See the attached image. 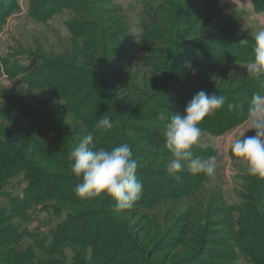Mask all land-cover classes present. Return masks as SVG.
<instances>
[{"label":"trees","instance_id":"trees-1","mask_svg":"<svg viewBox=\"0 0 264 264\" xmlns=\"http://www.w3.org/2000/svg\"><path fill=\"white\" fill-rule=\"evenodd\" d=\"M10 1L11 6L7 13L0 15V28L4 25L6 15L16 9V0ZM64 1L66 0H30L28 16L45 22L60 12L73 14L78 19L75 18L68 25L71 39L75 37L76 27L83 29L84 34L87 29L93 32L98 27L96 37L87 44L92 48H100V59L94 61V55L89 60L91 65L83 67L86 81L78 89L75 86L76 81L70 77V73L76 74L69 62H61L60 65L52 62L48 65L43 60L23 80L32 82L31 88H47L53 92V96L61 101L62 112L58 113L65 112L69 115V120L66 124L53 122L54 113L49 114L47 110H29V127L20 128V133L23 137H28L31 150L24 149L23 146L20 153L18 148L9 149L0 143V196H6L3 198L7 201L0 208V264H66L64 251L69 247L73 248L71 264H211L208 262L210 259L221 264L226 261L231 263V252L230 255H225L226 258L211 252L212 247H218L210 242L216 227L220 231L227 230L222 235L225 240L222 239L224 246L221 245V249L230 247L235 259L241 255L249 264H264V179H254V190L248 196L241 195L242 203L236 210V220L231 215L232 208H227L222 198L217 195L210 198L207 208L202 203L196 207L198 213H206L212 220V224L208 226L207 222L202 226L192 224V208L186 204L187 208L179 215L173 213V208L166 211L162 216V227L157 226V230H154L155 226L152 221L147 220L144 210L161 201L156 196L158 187L159 190L167 188L162 180L169 177L164 170L169 153L164 146L161 129L173 115L168 110L175 109L172 101H177V96L170 100L168 91L171 88L181 89L184 92L183 100L189 102L193 95L189 94L192 92L195 95L204 90L217 95L232 89L236 84H230L228 75L215 77V69L206 67V64H216L211 59L204 60L203 65L197 64L187 70H179L181 66L175 60V53L173 59V49L170 51L169 47L175 45L173 41L177 35L178 40L181 39L180 46L189 47L202 39H214L213 36H217L216 31L220 28L225 31L224 27L214 26L194 17L197 16V10L184 0L192 15L188 22H178L179 27L175 29L178 4L184 2L161 0L167 6H173L170 11L174 14H171L172 18H156L154 22L153 14L167 13L169 8L161 11L160 7L152 6L149 9L151 18L148 17L147 26L143 29L145 37H142L143 47L139 52L142 59H138L139 63L132 59L133 63H137L136 68L140 65L145 67L141 85H136L134 82H127L126 76L131 71L130 63L123 65L117 61L113 66L109 64V59L125 55L122 48L116 50L115 46L126 41L125 37L128 35L126 29L118 30L115 26L116 20L110 16L114 0H71L70 6L64 5ZM256 1L264 7V0ZM60 3L63 5L58 6ZM193 4H197V8L201 6L198 2ZM84 15L93 21L81 18ZM158 22H164L162 27H157ZM184 29L186 34L183 33ZM170 36H174V39ZM252 48L253 46L240 42L238 51L242 54L233 55V60L238 58L236 62L247 64L253 57ZM169 53L170 68L166 66V56ZM201 68L203 69L200 70ZM106 74L107 78L103 81V75ZM258 90L259 87L257 88L254 81L245 90L249 92L237 94L238 100L230 95V100L243 104L246 110L248 104L243 103L246 95L252 96ZM162 100V106L147 109L151 104ZM8 101L15 108L22 106L15 103L17 100ZM221 111L219 110L220 121L213 128V132L221 133L244 120V113L239 109L224 115ZM176 113L181 114V111ZM4 115L5 113L0 112V118L6 120ZM103 115L111 117L113 127L101 133L95 128V124ZM37 128L46 136H38ZM88 133L94 135V143L98 140L97 146L111 148L124 142L131 145L133 158L138 162L136 174L146 176L151 181L149 186H143L142 192L150 196V199L156 196L153 199L155 201L144 198L137 202L134 209L118 213L111 198L81 200L76 196L74 189L80 181L70 172L68 154L74 144ZM193 177L196 185L206 180L202 174ZM17 178L18 183L24 185L22 193L11 195L6 191L8 188L17 189L13 183ZM196 185L183 188L181 195L186 196ZM173 196L165 194L162 200H170ZM41 213L52 216L64 213L65 218L46 235L30 232L25 226L26 223L33 215ZM32 218L35 219V216ZM177 226L182 229L178 240L173 234V229ZM211 227L215 230H210ZM25 237L32 241L30 247H22Z\"/></svg>","mask_w":264,"mask_h":264},{"label":"rangeland","instance_id":"rangeland-1","mask_svg":"<svg viewBox=\"0 0 264 264\" xmlns=\"http://www.w3.org/2000/svg\"><path fill=\"white\" fill-rule=\"evenodd\" d=\"M29 1L30 0H16V9L6 15L7 18L5 19L4 25L0 28V112L5 113L4 119H6L3 120V118H0V143L6 148L9 147V149L12 147L18 148L19 152L23 146L24 149L31 150L28 146V143L31 144L28 137H23L20 133V128L29 127V110H47L49 114L54 113L52 115L53 122H62L66 124L69 120V115L65 112L64 114L58 113L62 112L60 108L61 101L59 98L53 96V92L48 91L49 89L47 88H31L32 82L23 81L29 77V72L37 69L43 60L46 62L45 64L48 65H51L52 62L59 65L61 62H69L73 66L75 70L74 73L76 74L70 73V77L73 81H76L75 86L78 89V87L83 85V81H86V78L83 76V67L85 65H91L92 62L89 60L92 59L94 55L96 57L94 61L97 62L100 59L98 54L100 48H92L87 44V42L96 37L98 27L93 32L87 29L85 34L83 33V29L76 27L74 28L75 37L71 39L68 25L77 17L69 12H60L54 14L45 22H39L32 16H28ZM178 1L184 2V0ZM64 2L66 6L72 5L71 0H66ZM187 2H189L187 4L193 5L195 10H197L195 13L197 16L194 17H198L200 21L211 23L214 26H223L225 31L220 28L218 32L216 31L217 36H213L214 39H202L189 47L180 46L182 45L180 42L181 39L178 40L177 35L176 40L173 41L175 45H171L169 50L171 51L173 49V59L175 53V60L181 66L179 70H187L192 66L195 67L197 64L203 65L204 60L211 59L214 60L216 64H206V67L212 70L215 69V77L222 74L228 75V77H230V84L233 82L236 84L232 89L229 88L217 94L225 98L224 107L218 109L215 115H209L204 118L200 125L202 128V135L198 145L193 148L194 155H199L204 158L210 156L215 157V176L212 178L205 176L206 180L197 185L194 177L187 171L180 174L181 180L170 177L163 179L162 181L167 188L164 187L159 190L158 187V195H156L159 196L158 198L161 201L152 207L144 209L147 220L152 221L155 226L154 230H157V226L162 227L164 222L162 216L166 211L173 208V213L179 215L187 208L186 204L190 205V208H192L190 216V222L192 224L201 226L204 222H207V226L212 224V220L208 218L209 216L206 213H198L196 207L199 206V203H202L204 207L207 208L209 200L213 195L220 196L226 207L232 208L231 215L233 219L236 220L238 216L236 210L238 209V205L242 203L241 195L248 196L249 192L254 190V179H257L247 174L246 162L234 158L230 151V145L233 139L238 135H242L247 126L242 122L221 133L213 132V128H215L220 121L219 110H222L220 113L223 115L225 113L231 114L235 111L229 110L228 108L230 103H235L230 100V95L235 96V100H238L239 96L237 94L243 93L249 85L254 84V81L257 84V88L259 87L258 92L264 93V77L260 79L248 77L246 70L247 64L236 62L235 60L238 58L233 60V55L242 54L238 51L240 42L245 45L248 44V46H253V34L260 29H264V7L256 0H187ZM193 2H198L201 6L197 8V4H193ZM63 3H60L58 6L63 5ZM0 4V15H4L7 13L8 8H10L11 1L2 0ZM187 4H185V2L183 4H178L179 10H177L175 16V22L177 23L175 29L179 27V23L183 24V22H188V20H190L192 14ZM113 5L114 8L110 12V16L116 20L115 26L118 30L126 29L128 35L125 37L127 39L126 41H121L119 45L115 46L116 50L122 48L125 55L122 54L109 59V64L113 66L117 61H120V64L123 65L130 63L131 67L129 69H131V71L126 76L127 82H134L136 85H141L142 73L145 67L140 65L136 68L135 66L139 63L138 59H142L139 52L143 47L142 37H145L143 35V29L147 26L146 23H148V19L151 18L149 14L151 11L149 9H152V6L160 7L161 11L162 9L165 10L169 8V12L167 13L160 15L157 13L153 14L152 16H154L153 20L155 22L156 18H164V16L172 18L173 15L171 14L174 13H171L170 10L173 6H167L166 2L161 0H114ZM81 18H85L90 22L93 21V19H90L87 15ZM94 18L96 17L94 16ZM158 23L157 27H162L164 22ZM183 33H187L185 29ZM181 36H183V34ZM170 37L174 39V36ZM245 40L247 43H244ZM248 42L251 43L249 44ZM251 50H253V48ZM170 56V53L166 56L168 59L166 66L168 68H170L171 65L169 61ZM133 58L137 63L134 62V64L132 62ZM202 69L203 68L200 70ZM107 75L108 74L103 75V81H105ZM259 80L260 84L258 85ZM49 83L50 82H47V84ZM65 83H67V81H65ZM62 86L65 85L62 84ZM171 89L172 90L168 91L170 100H174L173 96H177V101H172L175 109L170 108L168 110L172 114H176L178 110L183 114L188 103V101L186 102L183 100L184 92L178 88ZM246 92L249 91H245V93ZM189 95L193 97L194 93L192 92ZM68 97H70V95ZM250 98L251 95H246V99H244L243 103L246 104ZM8 100H17L15 103L22 104V106L15 108L13 105L8 104ZM163 104V100L157 101L151 104L147 109L160 107V105L162 106ZM54 111L57 113L55 114ZM7 118H9V121ZM164 127L161 129L162 135ZM36 131L38 136H46L39 128H37ZM254 134L253 130H249L245 133L246 136ZM136 175L144 187L151 184V181L146 179V176H141L140 174ZM202 176L204 175L202 174ZM18 179L19 178L13 181L17 189L8 188L6 191L7 193L11 195H19L22 193L24 185L19 184ZM195 185L196 187L192 188L191 192L186 196L181 195L183 188H191ZM168 187H172V189ZM165 194H172L174 196L170 200H162ZM156 196L150 199V196L142 192L139 201L144 198L153 200ZM3 197L6 196H0V208L7 203L6 199ZM147 199L146 201L148 202ZM63 215L64 213L58 216L43 213L35 214L32 216H35V219L31 217L25 226L30 232L46 235L49 231L51 232L54 230L58 223L64 220L65 217ZM211 228L210 230H215L213 227ZM154 230L152 231L153 236ZM173 230L174 238L178 240L182 229L177 226L174 227ZM214 232L212 240L210 241L213 245H218L215 249H213V247L211 248V252L214 255L219 254L226 258L225 255H230L231 252L232 261L231 263L226 261L225 264H249L241 255L235 259L230 247L221 249V245L224 246V243H222V239H224L222 235L226 234L227 230L220 231L218 227H216ZM31 244L32 241L25 237L22 242V247H30ZM72 249V247H69L64 251L66 264H71ZM176 251H174V253ZM37 253L36 251V254ZM208 262L211 264H221L219 261L212 259Z\"/></svg>","mask_w":264,"mask_h":264},{"label":"clouds","instance_id":"clouds-1","mask_svg":"<svg viewBox=\"0 0 264 264\" xmlns=\"http://www.w3.org/2000/svg\"><path fill=\"white\" fill-rule=\"evenodd\" d=\"M253 39V58L246 65L247 76L260 79L264 77V29L256 31ZM224 103L223 96L200 90L187 103L183 114L171 116L163 132L164 146L169 153L164 170L170 178L180 180L184 171L193 176H215V157L194 155L193 148L202 135L201 122L206 116L215 115ZM247 104L246 110L243 104L228 105L229 110L239 109L244 113L243 124L247 126L242 135L233 139L230 151L234 158L246 162L248 175L264 179V93H254ZM112 127L108 115L100 117L95 124L101 133ZM249 130L255 134L246 136ZM98 143V140L94 143V135L88 133L68 154L70 172L80 181L75 194L81 200L111 198L116 212H128L137 205L143 188L136 175L138 162L133 158L131 145L124 142L107 148L97 146Z\"/></svg>","mask_w":264,"mask_h":264}]
</instances>
